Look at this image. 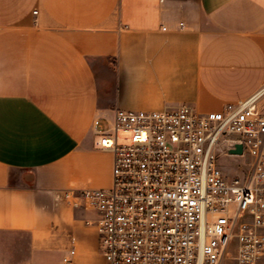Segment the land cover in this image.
<instances>
[{"label": "crops", "instance_id": "0c3cea01", "mask_svg": "<svg viewBox=\"0 0 264 264\" xmlns=\"http://www.w3.org/2000/svg\"><path fill=\"white\" fill-rule=\"evenodd\" d=\"M263 88L264 0H0V264H62L70 232L106 264L97 211L55 199L112 186L95 119Z\"/></svg>", "mask_w": 264, "mask_h": 264}, {"label": "built area", "instance_id": "2783aa9c", "mask_svg": "<svg viewBox=\"0 0 264 264\" xmlns=\"http://www.w3.org/2000/svg\"><path fill=\"white\" fill-rule=\"evenodd\" d=\"M261 91L218 111L183 103L118 108L106 126L95 119L100 146L114 154L112 186L64 189L55 199L97 211L87 223L106 264H264ZM237 143L243 154L228 151ZM222 157H248L249 168L230 175ZM76 240L62 264H74Z\"/></svg>", "mask_w": 264, "mask_h": 264}, {"label": "rangeland", "instance_id": "374dc122", "mask_svg": "<svg viewBox=\"0 0 264 264\" xmlns=\"http://www.w3.org/2000/svg\"><path fill=\"white\" fill-rule=\"evenodd\" d=\"M263 94L261 99H264V88H263ZM262 105H264V100L262 101ZM248 161L249 158L248 157H240V158H231V157H222L220 159V163L222 164L224 170L230 174V175H234V174H240L241 172L246 171L249 166H248ZM75 232H70V234L68 235L67 238V243H68V247L70 248L72 245V241H71V236L74 235ZM76 236V234H75ZM55 256H59L60 253L58 252H54ZM101 256V255H100ZM98 255V258L101 259Z\"/></svg>", "mask_w": 264, "mask_h": 264}, {"label": "water", "instance_id": "95a60500", "mask_svg": "<svg viewBox=\"0 0 264 264\" xmlns=\"http://www.w3.org/2000/svg\"><path fill=\"white\" fill-rule=\"evenodd\" d=\"M228 151L230 153L243 154V145L241 143L234 144V148H228Z\"/></svg>", "mask_w": 264, "mask_h": 264}, {"label": "bare ground", "instance_id": "6f19581e", "mask_svg": "<svg viewBox=\"0 0 264 264\" xmlns=\"http://www.w3.org/2000/svg\"><path fill=\"white\" fill-rule=\"evenodd\" d=\"M261 93H262V91H261Z\"/></svg>", "mask_w": 264, "mask_h": 264}]
</instances>
